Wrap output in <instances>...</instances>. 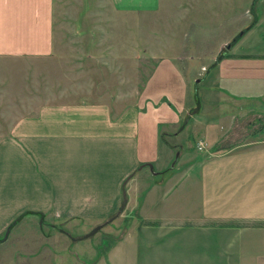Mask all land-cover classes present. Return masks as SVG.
<instances>
[{
  "label": "crops",
  "instance_id": "obj_1",
  "mask_svg": "<svg viewBox=\"0 0 264 264\" xmlns=\"http://www.w3.org/2000/svg\"><path fill=\"white\" fill-rule=\"evenodd\" d=\"M111 2L154 12L162 0ZM54 11L55 0H0V58L51 56ZM240 33L209 56L203 114L191 113L184 66L161 57L134 102L45 104L18 119L0 135V238L28 218L101 224L122 213L126 190L118 247L130 259L115 254L118 264H264V17ZM185 113L222 148L172 166L167 130ZM194 144L176 147L197 156Z\"/></svg>",
  "mask_w": 264,
  "mask_h": 264
},
{
  "label": "rangeland",
  "instance_id": "obj_2",
  "mask_svg": "<svg viewBox=\"0 0 264 264\" xmlns=\"http://www.w3.org/2000/svg\"><path fill=\"white\" fill-rule=\"evenodd\" d=\"M261 17L264 0H162L154 12L119 10L111 0H55L54 53L46 58H0V135L45 104L111 102L122 97L134 102L161 57H175L184 66L191 113L203 114L211 107L204 102L211 83L206 71L209 56L224 53L240 30ZM236 44L234 49L243 48V41ZM187 116L182 117L181 129L168 128L171 144L203 141L186 128ZM176 131L182 135L176 136ZM176 145L172 166L222 148L204 144L199 149L194 144L195 156L183 154ZM123 210L88 238L85 235L96 223L22 220L6 239L0 238V264H118L119 253L130 259V252L124 256L118 247L130 206Z\"/></svg>",
  "mask_w": 264,
  "mask_h": 264
},
{
  "label": "water",
  "instance_id": "obj_3",
  "mask_svg": "<svg viewBox=\"0 0 264 264\" xmlns=\"http://www.w3.org/2000/svg\"><path fill=\"white\" fill-rule=\"evenodd\" d=\"M230 47H231V44H228V48H230ZM178 156H179V153H177V157H178ZM149 166H150L151 170H153V164H149ZM141 167H142V166H141ZM123 196H124V202H123V205H122V209L125 208L126 203H127V192H126V190L123 191ZM120 213H121V210H119V211L117 212V215H116V216H113V217L110 218L108 221L96 225V226H95L90 232H88V233L85 235V238L91 237V236H93L94 234H96V233H97L101 228H103L108 222L113 221L117 216H119ZM61 231H62V232H65L66 234H68V235L70 236L69 232H67V231H65V230H63V229H61ZM9 233H10V228H8L7 231H6L5 239L8 237ZM74 239H75V238H74Z\"/></svg>",
  "mask_w": 264,
  "mask_h": 264
},
{
  "label": "built area",
  "instance_id": "obj_4",
  "mask_svg": "<svg viewBox=\"0 0 264 264\" xmlns=\"http://www.w3.org/2000/svg\"><path fill=\"white\" fill-rule=\"evenodd\" d=\"M198 147H199L200 149H203V147H204V143H203L202 141H200V142L198 143Z\"/></svg>",
  "mask_w": 264,
  "mask_h": 264
}]
</instances>
